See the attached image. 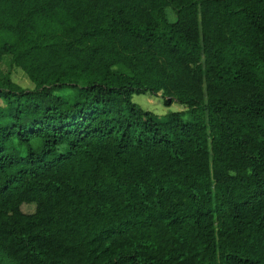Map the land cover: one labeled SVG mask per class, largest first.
<instances>
[{"label":"trees","instance_id":"trees-1","mask_svg":"<svg viewBox=\"0 0 264 264\" xmlns=\"http://www.w3.org/2000/svg\"><path fill=\"white\" fill-rule=\"evenodd\" d=\"M7 57L0 264H264V0H0Z\"/></svg>","mask_w":264,"mask_h":264},{"label":"rangeland","instance_id":"rangeland-1","mask_svg":"<svg viewBox=\"0 0 264 264\" xmlns=\"http://www.w3.org/2000/svg\"><path fill=\"white\" fill-rule=\"evenodd\" d=\"M10 71L8 64V57L0 64V77ZM12 79L20 85L28 88L34 87V84L26 77L24 72L20 68L12 69ZM134 101L140 104L143 108L153 111L159 117H164L170 111L184 110L185 107L177 102H174L170 106H166L164 98L162 96H152L149 94H136L134 95ZM189 118V115L185 117ZM22 209L25 212H33L35 209L34 204H24Z\"/></svg>","mask_w":264,"mask_h":264}]
</instances>
